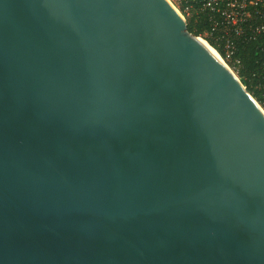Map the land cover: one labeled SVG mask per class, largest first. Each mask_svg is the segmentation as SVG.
<instances>
[{
	"label": "water",
	"instance_id": "1",
	"mask_svg": "<svg viewBox=\"0 0 264 264\" xmlns=\"http://www.w3.org/2000/svg\"><path fill=\"white\" fill-rule=\"evenodd\" d=\"M167 0H0V264H264V110Z\"/></svg>",
	"mask_w": 264,
	"mask_h": 264
},
{
	"label": "built area",
	"instance_id": "2",
	"mask_svg": "<svg viewBox=\"0 0 264 264\" xmlns=\"http://www.w3.org/2000/svg\"><path fill=\"white\" fill-rule=\"evenodd\" d=\"M174 2L179 5L180 12L169 3L186 23L191 18H197V21L200 16L204 18L207 30L198 37L211 47L236 77L240 66L235 58L239 42L255 43L264 52V0H201L196 8L184 5L182 0ZM219 51L225 56L222 57ZM252 77L260 97L264 99V63Z\"/></svg>",
	"mask_w": 264,
	"mask_h": 264
},
{
	"label": "trees",
	"instance_id": "3",
	"mask_svg": "<svg viewBox=\"0 0 264 264\" xmlns=\"http://www.w3.org/2000/svg\"><path fill=\"white\" fill-rule=\"evenodd\" d=\"M182 1L184 5L196 8L197 3L201 0ZM187 28L191 34L200 36L207 30V25L204 18L200 16L199 21H197V18L189 19ZM209 43L212 45L211 41H209ZM219 54L222 57L225 56L222 51H219ZM235 58H237L240 62V66L238 68L239 80L246 87L248 93L264 110V99L260 97V93L256 89V81L252 77V74H254L258 70L259 66L264 63V52H262V49H260V47L255 43L242 44L239 42Z\"/></svg>",
	"mask_w": 264,
	"mask_h": 264
},
{
	"label": "rangeland",
	"instance_id": "4",
	"mask_svg": "<svg viewBox=\"0 0 264 264\" xmlns=\"http://www.w3.org/2000/svg\"><path fill=\"white\" fill-rule=\"evenodd\" d=\"M169 2H171L176 8H177V10L180 12V10L178 9L179 7V5H177L175 2H174V0H168ZM187 25H188V22H187ZM254 99V98H253ZM255 100V99H254ZM256 101V100H255Z\"/></svg>",
	"mask_w": 264,
	"mask_h": 264
},
{
	"label": "bare ground",
	"instance_id": "5",
	"mask_svg": "<svg viewBox=\"0 0 264 264\" xmlns=\"http://www.w3.org/2000/svg\"><path fill=\"white\" fill-rule=\"evenodd\" d=\"M168 1V0H167ZM212 52L216 55V56H218L213 50H212Z\"/></svg>",
	"mask_w": 264,
	"mask_h": 264
}]
</instances>
